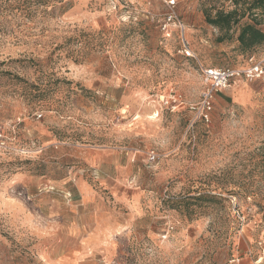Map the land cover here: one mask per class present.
Masks as SVG:
<instances>
[{
    "label": "rangeland",
    "instance_id": "obj_1",
    "mask_svg": "<svg viewBox=\"0 0 264 264\" xmlns=\"http://www.w3.org/2000/svg\"><path fill=\"white\" fill-rule=\"evenodd\" d=\"M233 8L59 0L0 18V264H264V75L197 111L202 68L248 65L240 26L208 22Z\"/></svg>",
    "mask_w": 264,
    "mask_h": 264
},
{
    "label": "trees",
    "instance_id": "obj_2",
    "mask_svg": "<svg viewBox=\"0 0 264 264\" xmlns=\"http://www.w3.org/2000/svg\"><path fill=\"white\" fill-rule=\"evenodd\" d=\"M59 0H0V18L16 15L23 20L33 18L38 14L50 13ZM234 8L225 11L218 10L214 16L208 15V22L219 29L230 30L235 25L240 26L238 41L240 49L255 56V49L264 45V0H228ZM247 19L246 21H242Z\"/></svg>",
    "mask_w": 264,
    "mask_h": 264
},
{
    "label": "built area",
    "instance_id": "obj_3",
    "mask_svg": "<svg viewBox=\"0 0 264 264\" xmlns=\"http://www.w3.org/2000/svg\"><path fill=\"white\" fill-rule=\"evenodd\" d=\"M183 52L187 55L191 54L189 46L185 43ZM264 75V59H257L255 56L248 58V65L244 68L233 67H207L202 68V81L205 89L201 93V102L198 107L200 118L209 121L210 113L213 109V101L216 94L228 87L232 81L244 76L247 79H258ZM7 148V140L5 133L0 130V149ZM152 158L155 159V154L152 153ZM234 212L244 219L242 213L237 208L236 202L233 204Z\"/></svg>",
    "mask_w": 264,
    "mask_h": 264
}]
</instances>
